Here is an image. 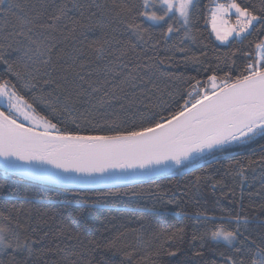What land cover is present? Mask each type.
Masks as SVG:
<instances>
[{
	"label": "trees",
	"instance_id": "1",
	"mask_svg": "<svg viewBox=\"0 0 264 264\" xmlns=\"http://www.w3.org/2000/svg\"><path fill=\"white\" fill-rule=\"evenodd\" d=\"M238 2L250 8L260 4V0ZM9 3L19 5L13 11L29 18L42 12L34 20L33 35L43 38L50 34L54 37L50 43L55 44L51 53L55 67L48 66L53 83L41 84L28 91L22 87L21 81L15 77L10 79L30 102L33 95H41V88L43 94L51 93L61 100L71 91L77 100L73 116L81 124L80 129H76L66 113H54L39 104L34 106L40 115L52 119L61 130L67 128L83 135L106 134L116 126L108 123L112 121L122 130L139 126L140 113L159 112L166 116L167 111L175 110L176 101L185 94L187 77L206 80L211 72L205 73L204 68L218 64L226 70L222 60L237 49L239 51L232 58L237 68L243 67L246 62L244 53L252 51L248 41L255 42L258 38L254 32L243 44L219 43L206 23L210 13L205 5L213 6L211 0L196 2L190 24L191 35L195 39L181 40L184 35L181 29L167 42L161 37L160 28L153 29L150 34L145 33L143 41L137 40L127 28L132 16L123 12L120 6H138L140 0H9ZM61 4L68 5L70 11L56 22V31L49 33L40 28V24L52 23L47 16ZM74 21L78 23L74 24ZM15 24L11 14L0 17V38L13 31ZM89 24L93 25L91 31L81 27ZM260 35L264 36V33ZM94 41H107L105 52L99 58L95 51L98 45ZM178 47L186 51L179 52ZM192 55L199 57L201 63L185 66L183 58ZM160 60L164 63L160 64ZM145 65H157L166 75L146 69ZM133 69L136 71L132 72ZM20 70H24L22 66ZM129 72L143 77V80L135 81V87L132 82L124 83ZM167 74L180 79H170ZM3 75H6L4 66L0 65V76ZM78 77H83V80ZM149 80L151 83L144 82ZM73 82L84 90L82 95H75L79 89L70 87ZM89 84L101 90L92 93ZM105 92L109 96H104ZM101 97L106 101L102 106L99 103ZM0 110L6 111V108ZM262 156L264 138L257 137L249 144L217 153L215 160L205 157L197 161L194 170L191 167L173 168L163 174L116 186L79 190L31 182L11 173L5 176L4 170L0 169V224L13 227L14 224L4 219L9 217L27 230L18 229L21 235L44 237L42 245L37 247L51 251L37 253L29 264H45L46 261L67 264V259L77 260L78 264H212L213 261L223 264L220 253L227 254L228 249L223 242L210 239L214 224L223 222L220 217L239 215L247 218L248 223L241 228L243 236L240 240L248 237L249 242L264 244V166L257 164L248 168L243 183L238 176L231 174L238 161L247 164L249 160H259ZM197 176H212L213 180L202 179L196 183ZM213 181L220 183L213 188ZM198 213L217 219L205 221ZM178 229H183L182 239L169 240L168 236ZM206 231L209 235L203 240H193L194 235L200 237ZM117 236L119 240L115 247H109ZM90 241L99 242L100 247ZM58 248L66 250L67 259ZM197 251L202 255H195ZM169 252H175V255H169ZM125 253L132 254L131 260L126 259ZM233 255L237 260L249 259L246 255ZM9 259L7 255L0 254V260L5 264ZM22 260L23 256L18 254L16 261Z\"/></svg>",
	"mask_w": 264,
	"mask_h": 264
},
{
	"label": "snow or ice",
	"instance_id": "2",
	"mask_svg": "<svg viewBox=\"0 0 264 264\" xmlns=\"http://www.w3.org/2000/svg\"><path fill=\"white\" fill-rule=\"evenodd\" d=\"M196 2L197 0H140L138 6L133 4L120 7L123 12L132 16L127 28L137 40L143 41L145 33L150 34L153 29L160 28V35L167 42L181 29L184 30L181 40L195 39L191 35L190 24ZM211 4V7L205 5V9L210 13L206 23L210 25L216 40L221 44H243L254 32L257 34L255 42L248 41L252 51L244 53L246 62L243 67H236V61L232 57L239 49L234 50L222 60L226 70L218 64L212 68H204L205 73L211 72L206 80L201 81L194 76L187 77L185 94L176 101L175 110L167 111L166 116L159 112L140 113L139 126L134 125L122 130L112 121L108 123L116 126L110 128L106 134L83 135L67 128L61 130L52 119L40 115L34 106L39 104L50 108L54 113H66L71 117V123L76 129H80L81 124L73 116L77 100L71 91L61 100L59 96L53 97L51 93L43 94L41 88V95H33L30 102L10 79L15 77L28 91L41 84L53 83L48 66L53 65L51 53L55 44L50 43L54 40L50 34L43 38L33 35L34 20L39 18L42 12H37L34 17L29 18L13 11L14 8H19V5L10 4L9 0H0V17L11 14L16 21L13 31L0 38V65L4 66L6 74L0 76V108H6V111L0 110V164L5 176L15 173L53 183L111 184L125 177L135 176L138 172L144 175L173 168L180 170L191 167L194 170L197 161H202L205 157L215 160L217 153L222 154L233 146L249 144L257 137L264 138V36L260 35L264 33V0H260L258 6L251 8L238 0H211ZM69 11L66 4L56 6L47 16L52 23L40 24L39 27L49 33L56 31V22L66 17ZM232 17H235L234 23ZM164 25L167 27L164 28ZM81 27L91 31L93 25ZM72 31L75 32V28ZM93 43L98 45L95 51L99 58L105 52L104 44L107 41ZM177 51L183 53L186 49L178 47ZM159 63L163 64L164 60ZM199 63L201 61L196 55L183 58L185 66ZM21 66L23 71L20 70ZM143 67L154 69L161 76L166 75L157 65ZM134 71L136 70L133 69L132 72ZM197 71L199 72V69ZM132 72H129L124 83L132 82L135 87V81L143 80V77H137ZM220 72L223 74L220 75ZM167 75L170 79H180L179 76ZM44 76L49 78L43 79ZM78 78L83 80V77ZM144 82L151 83L150 80ZM72 86L79 89L75 93L77 97L83 94L84 90L79 85L73 82L70 87ZM89 87L92 93L101 90L91 84ZM104 96H109V93L105 92ZM105 102L101 97L100 105ZM25 121L28 126H25ZM257 164L264 166V156L259 160H249L247 164L238 161L231 174L238 176L243 183L248 168ZM202 179L212 181L213 177L197 176L196 183ZM219 183L220 181H213L211 186L215 188ZM198 215L203 216L205 221L217 219L204 216L203 213ZM4 219L9 224H14L13 227L0 224V254L10 258L8 264H29L37 253L51 251L37 247L42 245L44 237L21 235L18 229L27 231L23 225L13 222L9 217ZM219 219L223 222L214 224L210 239L217 243L223 242L228 249L227 254L220 253L223 264H264V244L249 242L248 237L240 240L243 236L241 228L248 223L247 218L229 215ZM182 234L183 229H178L168 236V239H182ZM206 235H209L207 231L200 237L194 235L193 240H203ZM118 240L119 236L108 246L115 247ZM90 243L100 247L99 242ZM57 250L64 252L67 259L68 254L64 248ZM18 254L23 256L22 261H16ZM168 254L175 255V252ZM233 254L246 255L249 259L237 260ZM131 255L125 253L126 259L131 260ZM195 255L200 256L202 252L197 251ZM0 264H5V261L0 260ZM45 264L58 262L46 261ZM67 264H78V261L67 259ZM212 264H215V261Z\"/></svg>",
	"mask_w": 264,
	"mask_h": 264
},
{
	"label": "water",
	"instance_id": "3",
	"mask_svg": "<svg viewBox=\"0 0 264 264\" xmlns=\"http://www.w3.org/2000/svg\"><path fill=\"white\" fill-rule=\"evenodd\" d=\"M51 167V166H49ZM0 169H3L2 164H0ZM167 171L170 170H166L162 173L159 174H163ZM19 178L31 181V182H35V183H40V184H45V185H50V186H54V187H61V188H68V189H94V188H104V187H111V186H116V185H120L129 181H133V180H138L141 178H145V177H149V176H154V175H148V176H143V177H137V178H123L119 181L113 182L111 184H106L103 182H95V183H53V182H49V181H44V180H37V179H32L26 176H21L19 174H15V173H11ZM159 174H155V175H159Z\"/></svg>",
	"mask_w": 264,
	"mask_h": 264
},
{
	"label": "bare ground",
	"instance_id": "4",
	"mask_svg": "<svg viewBox=\"0 0 264 264\" xmlns=\"http://www.w3.org/2000/svg\"><path fill=\"white\" fill-rule=\"evenodd\" d=\"M163 172H164V171H163ZM160 173H162V172H160ZM155 174H159V173H155ZM155 174H144V175H141V174H139V172H138V174L135 175V176H129V177H125V178H137V177H143V176L155 175Z\"/></svg>",
	"mask_w": 264,
	"mask_h": 264
},
{
	"label": "rangeland",
	"instance_id": "5",
	"mask_svg": "<svg viewBox=\"0 0 264 264\" xmlns=\"http://www.w3.org/2000/svg\"><path fill=\"white\" fill-rule=\"evenodd\" d=\"M234 19H235V17H233L232 18V22L234 21ZM210 29H211V27H210ZM212 32V31H211ZM214 35V34H213ZM214 37H215V35H214ZM219 42V41H218ZM220 43V42H219ZM21 120H22V117L20 118ZM26 122V121H25ZM27 123V122H26Z\"/></svg>",
	"mask_w": 264,
	"mask_h": 264
},
{
	"label": "built area",
	"instance_id": "6",
	"mask_svg": "<svg viewBox=\"0 0 264 264\" xmlns=\"http://www.w3.org/2000/svg\"><path fill=\"white\" fill-rule=\"evenodd\" d=\"M234 21H235V19H234ZM234 21H233V22H234Z\"/></svg>",
	"mask_w": 264,
	"mask_h": 264
}]
</instances>
